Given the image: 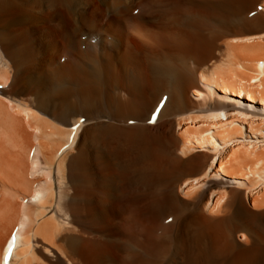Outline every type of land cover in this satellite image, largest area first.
<instances>
[{
    "label": "bare ground",
    "instance_id": "6f19581e",
    "mask_svg": "<svg viewBox=\"0 0 264 264\" xmlns=\"http://www.w3.org/2000/svg\"><path fill=\"white\" fill-rule=\"evenodd\" d=\"M0 264H264V0H0Z\"/></svg>",
    "mask_w": 264,
    "mask_h": 264
},
{
    "label": "snow or ice",
    "instance_id": "6c2138e0",
    "mask_svg": "<svg viewBox=\"0 0 264 264\" xmlns=\"http://www.w3.org/2000/svg\"><path fill=\"white\" fill-rule=\"evenodd\" d=\"M154 119H155V116H153L152 120H150L149 122L151 123ZM130 123H132V122L130 121Z\"/></svg>",
    "mask_w": 264,
    "mask_h": 264
}]
</instances>
